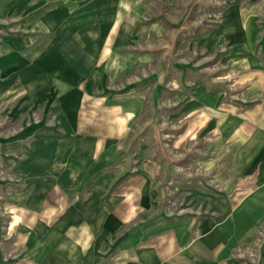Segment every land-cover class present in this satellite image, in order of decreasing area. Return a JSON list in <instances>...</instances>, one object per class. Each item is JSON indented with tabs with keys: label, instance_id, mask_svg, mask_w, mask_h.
Returning <instances> with one entry per match:
<instances>
[{
	"label": "rangeland",
	"instance_id": "1",
	"mask_svg": "<svg viewBox=\"0 0 264 264\" xmlns=\"http://www.w3.org/2000/svg\"><path fill=\"white\" fill-rule=\"evenodd\" d=\"M66 1L0 0V264H16L26 238L19 225L29 216L17 211L26 176L15 168L34 141V127L57 123L49 100L56 76L48 70L58 55L51 14H65L57 5ZM135 2L115 0L123 23ZM104 8L103 19L115 12L111 5ZM139 15L132 21L134 36L116 51L127 70L108 73L97 92L139 106L118 149L106 154L115 159L106 169L115 178L106 192L111 203L116 199L113 210L135 204L110 231L108 237L124 239L117 249L149 232L160 236L162 227L207 218L212 198L235 193L248 152L236 149L242 139L228 135L226 125L234 121V129L242 128L243 115L261 97L243 80L264 79V0H153ZM250 59L259 69L244 68ZM233 259L264 264V223Z\"/></svg>",
	"mask_w": 264,
	"mask_h": 264
},
{
	"label": "crops",
	"instance_id": "2",
	"mask_svg": "<svg viewBox=\"0 0 264 264\" xmlns=\"http://www.w3.org/2000/svg\"><path fill=\"white\" fill-rule=\"evenodd\" d=\"M152 1L136 0L125 23L116 12L115 0H67L57 5L66 9L65 14L62 10L51 14L58 55L48 70L50 77L56 76L52 84L56 92L49 100L57 123L34 127V141L15 168L26 176L16 197L17 211L29 216L19 225L26 238L24 250L13 261L16 264H236L234 252L250 244L263 225L264 79L250 76L242 83L261 92V97L245 112L237 133L234 121L226 125L228 135L242 139H236V149L248 152L235 193L212 198L211 216L162 227L157 237H150L157 232H149L144 238L130 239L126 248H116L123 246L124 239L108 237L119 226L117 219L131 215L135 204L132 200L113 210L116 199L111 203L106 192L114 175L106 169L115 159H107L106 154L118 149L139 106L137 100L131 105L133 101L112 100L97 92L107 84L108 73L127 70L123 55L116 51L125 44L124 38L134 36L132 21ZM108 5L115 12L103 19L101 9ZM246 62L249 71L260 67L258 61ZM29 183L34 185L29 186L31 192L25 187ZM42 189L43 193L36 192ZM32 217L35 220L27 221Z\"/></svg>",
	"mask_w": 264,
	"mask_h": 264
}]
</instances>
